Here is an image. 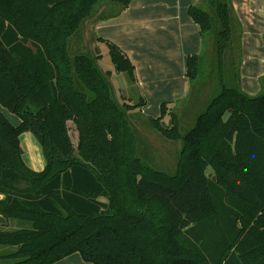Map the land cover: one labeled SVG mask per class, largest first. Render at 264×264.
<instances>
[{
  "label": "trees",
  "instance_id": "obj_1",
  "mask_svg": "<svg viewBox=\"0 0 264 264\" xmlns=\"http://www.w3.org/2000/svg\"><path fill=\"white\" fill-rule=\"evenodd\" d=\"M104 1L0 0V104L20 118L12 125L0 114V246L11 247L0 264H53L74 252L93 264H264V91L241 88L231 1L188 7L202 42L212 41L217 92L184 134L171 111L169 129L162 114L148 119L181 139L173 173L139 156L130 107L116 100L100 55L68 52L84 20L114 17L131 0ZM95 40L114 71L135 80L128 56ZM201 59L186 56L183 99ZM26 131L42 149L39 171L22 157ZM12 220L27 225L5 228Z\"/></svg>",
  "mask_w": 264,
  "mask_h": 264
},
{
  "label": "crops",
  "instance_id": "obj_2",
  "mask_svg": "<svg viewBox=\"0 0 264 264\" xmlns=\"http://www.w3.org/2000/svg\"><path fill=\"white\" fill-rule=\"evenodd\" d=\"M196 1L131 0L116 16L98 20L91 26L90 31L95 36L115 43L128 56L134 66L133 86L138 102L144 98L146 107L160 106L161 103L171 105L189 92L186 56L199 50L200 33L198 25L188 15V7ZM230 1L242 28L243 52L257 45L261 48V38L264 37V0ZM262 62L264 64V57ZM241 64L245 72L246 60ZM263 72L264 65L259 73ZM31 134L26 131L20 137L27 138L26 142L31 144L36 163L28 150L22 157L29 168L39 171L45 159L41 147L39 151L36 145L38 141ZM12 225L15 227L16 223ZM53 264L87 263L79 253L74 252Z\"/></svg>",
  "mask_w": 264,
  "mask_h": 264
},
{
  "label": "rangeland",
  "instance_id": "obj_3",
  "mask_svg": "<svg viewBox=\"0 0 264 264\" xmlns=\"http://www.w3.org/2000/svg\"><path fill=\"white\" fill-rule=\"evenodd\" d=\"M101 1V5L105 4L104 0ZM195 4H199L198 1H196ZM95 21L96 16L94 15H92L89 19L87 18L79 26V29L69 37V54L71 56L77 53H86L91 56L100 55L97 60L98 66L103 72L108 73L107 76L112 85L116 100L124 105L128 104L127 107H130V110L127 111V118L130 122L134 135L137 137L139 156L146 160L149 165L168 173H173L177 158L179 157L181 139H171L162 135L149 123L148 119L149 117L156 118L162 114L160 120L161 124L169 129L172 124L170 121V113L173 112L178 117L179 133L184 134L189 128H191L197 115L205 108L208 100L217 92L219 88V69L210 37L206 36L205 40L208 38L206 42H202L200 37V45L197 52H200L202 59L200 61L198 74L191 82L190 96L186 99H179L178 102L174 101L171 105L167 104L165 113H162L159 105L146 107V104H144L131 107V105H136L139 100L136 96L133 80L129 78L127 73H116L114 71L108 54L107 45L104 42L96 41L95 33L90 31L91 26ZM234 28L235 31L233 32L235 33V36L233 44L235 45L237 41L236 37L238 27L236 28V25H234ZM261 39V48H258L259 45H257L256 47L246 50V52H243V48H241V62L245 59L247 66L246 71L243 72L242 64L240 65L239 79L240 82H242V90L249 95H256L264 91V82L261 80L264 72L261 74L259 73L260 68H263L264 65L262 62L264 57V37ZM202 44L204 46H202ZM234 55L236 56V51H234ZM227 67L228 66H226L223 70L224 76L230 75V71ZM260 76L262 77L260 78ZM0 114L12 125H18L20 123L19 116L1 104ZM26 140L27 138L20 137L23 153L25 154L28 150L30 157L35 161L34 152L32 150L33 148L29 141L26 142ZM36 145L40 151V144L36 142ZM208 169L210 170V168ZM20 186L21 183L19 184V187ZM12 223H18V227H25L27 225L25 222L12 220L8 225H6L7 227H4L9 229L13 228ZM10 249L11 247L9 246H0V252L5 250L8 251ZM86 263L93 264L89 262Z\"/></svg>",
  "mask_w": 264,
  "mask_h": 264
},
{
  "label": "water",
  "instance_id": "obj_4",
  "mask_svg": "<svg viewBox=\"0 0 264 264\" xmlns=\"http://www.w3.org/2000/svg\"><path fill=\"white\" fill-rule=\"evenodd\" d=\"M0 198H1V196H0ZM5 223H6L5 218L2 215H0V225H5Z\"/></svg>",
  "mask_w": 264,
  "mask_h": 264
}]
</instances>
